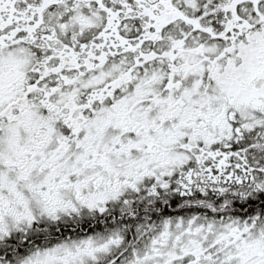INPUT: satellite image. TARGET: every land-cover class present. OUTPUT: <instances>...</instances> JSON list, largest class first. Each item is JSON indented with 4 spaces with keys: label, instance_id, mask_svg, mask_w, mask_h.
<instances>
[{
    "label": "snow or ice",
    "instance_id": "snow-or-ice-1",
    "mask_svg": "<svg viewBox=\"0 0 264 264\" xmlns=\"http://www.w3.org/2000/svg\"><path fill=\"white\" fill-rule=\"evenodd\" d=\"M0 264H264V0H0Z\"/></svg>",
    "mask_w": 264,
    "mask_h": 264
}]
</instances>
